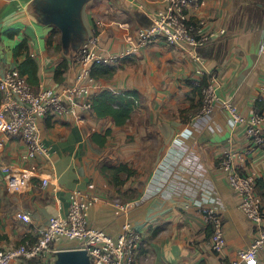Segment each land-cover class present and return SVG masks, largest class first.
Instances as JSON below:
<instances>
[{"label":"crops","instance_id":"obj_1","mask_svg":"<svg viewBox=\"0 0 264 264\" xmlns=\"http://www.w3.org/2000/svg\"><path fill=\"white\" fill-rule=\"evenodd\" d=\"M36 2L0 0V76L15 69L11 50L26 37L30 55L38 65L37 87L71 83L77 73L74 49L55 51L47 46L52 26L39 21ZM88 2L86 12V3L82 7V22L87 35L95 21L101 22L97 48L105 54L123 50L137 28L147 25L149 20L138 9L139 4L146 12L163 7L161 0ZM188 13L193 19L211 21L209 30L215 37L200 52L205 66L216 70L220 98L233 100L248 114L257 111L254 99L259 97V108L264 111V0H204ZM95 16L97 20L92 23ZM8 29H19V34L6 37L4 31ZM63 58L68 60V68L63 80L56 82L54 70ZM110 66L111 76L91 81V96L104 89L137 90L140 104L126 124L116 126L111 117L99 119L91 112L84 113L81 120L49 116L40 122L45 141L57 151L52 161L60 187V213L67 209L71 189H88L101 198L90 211L89 224L116 236L126 216L114 208L118 189L100 173L99 165L127 163L136 173L119 190L124 201L134 203L126 218L143 237L136 264H226L239 258L254 230L218 169V161L225 149L243 151L248 147L242 127L232 124L220 103L211 114L188 118L198 109V96L186 81L197 64L179 47L158 41ZM107 128L111 133L99 147L91 134ZM0 138L4 142L0 163L14 169L9 179L0 171V249H11L28 232L35 234V228L55 213L50 188L39 186V178L50 174L51 169L42 157L22 164L19 154L23 143L2 135ZM247 168L258 176L264 206V151L253 150ZM202 208H213L223 218L226 247L219 254L209 247L210 233ZM18 212L29 213L31 222L20 220ZM259 263L264 264L263 255Z\"/></svg>","mask_w":264,"mask_h":264},{"label":"built area","instance_id":"obj_2","mask_svg":"<svg viewBox=\"0 0 264 264\" xmlns=\"http://www.w3.org/2000/svg\"><path fill=\"white\" fill-rule=\"evenodd\" d=\"M161 1L163 7L154 12H146L144 5H138L149 22L137 28L135 35L128 39V45L120 52L105 54L97 48L102 24L95 21L91 33L74 50L73 61L77 73L71 83L36 88L16 69H10L0 76V135L23 143L24 149L19 154L22 162L28 163L42 157L50 163L51 173L39 178V186L50 188L55 212L43 226L35 228V234L28 232L15 247L0 249V264H16L21 258L43 262L51 258L54 262L57 252L64 249L59 247L62 241L75 242L73 249H84L91 264H136L143 237L141 231L126 218L135 206L133 202L118 198L114 201V208L126 216L116 236L89 224L90 211L101 198L88 189H71L67 194V209L60 213L61 201L57 194L60 187L52 161L57 151L45 141L40 122L49 116L81 120L92 105L90 85L93 64L111 65L158 41L181 48L197 64L188 79L200 86L202 102L188 118L211 114L220 103L232 124L240 125L243 129L248 147L243 151L223 150L218 169L238 197L239 209L252 224L254 235L249 245L240 251L239 258L226 264H260L259 257L264 256V206L260 194L256 192L258 176L248 170L247 161L253 150L264 151V111L244 114L233 100L220 98L216 70L205 66L206 61L200 52L215 37L214 31L209 30L211 21L193 19L188 13V9H198L204 0ZM3 146L0 138V156ZM0 171L9 179L14 169L0 163ZM201 212L209 228V247L219 254L226 247L223 218L213 208H202ZM16 216L25 223L31 222L27 212H18Z\"/></svg>","mask_w":264,"mask_h":264},{"label":"trees","instance_id":"obj_3","mask_svg":"<svg viewBox=\"0 0 264 264\" xmlns=\"http://www.w3.org/2000/svg\"><path fill=\"white\" fill-rule=\"evenodd\" d=\"M58 30L53 27L47 38L46 44L50 48H54L55 51L61 50V43L55 38ZM19 34V29H8L4 31V35L9 38ZM12 57L16 61L15 69L18 73L25 77L26 81L37 87L38 80V65L30 55L29 45L26 37L21 38L17 44H15L11 50ZM73 58V57H72ZM68 68V60L61 59L54 70L53 78L56 82L63 80L64 73ZM113 73V67L103 63H94L91 69V76L93 78H107ZM191 85L193 91L198 96V108L201 106V94L200 86L194 84L191 79L186 80ZM204 83V80H201ZM262 103L261 98H256L254 105L258 112L262 109L259 108ZM140 104V95L135 89H127L122 92H113L111 90L104 89L92 97V105L89 112L94 114L97 118L111 117L116 126H122L127 123L133 110ZM50 118V117H49ZM46 126H50L49 120L45 122ZM111 130L107 128L103 133L93 132L91 134L92 141L99 147L103 146ZM99 171L102 175L109 178L110 182L118 190L126 179L133 176L136 171L129 164L119 163H106L102 162L99 165ZM27 261L43 262L38 259H29Z\"/></svg>","mask_w":264,"mask_h":264},{"label":"water","instance_id":"obj_4","mask_svg":"<svg viewBox=\"0 0 264 264\" xmlns=\"http://www.w3.org/2000/svg\"><path fill=\"white\" fill-rule=\"evenodd\" d=\"M88 0H37L36 13L42 24L55 27L60 34L61 47L76 49L86 38L87 30L81 11ZM148 24V23H147ZM54 264H91L84 249H61Z\"/></svg>","mask_w":264,"mask_h":264},{"label":"rangeland","instance_id":"obj_5","mask_svg":"<svg viewBox=\"0 0 264 264\" xmlns=\"http://www.w3.org/2000/svg\"><path fill=\"white\" fill-rule=\"evenodd\" d=\"M89 3H90V2H88V3L86 2L85 6H84V11L88 8ZM86 11H87V10H86ZM86 11H85V12H86ZM95 20H97V17H96V16L92 19V23H94ZM52 28H53V26H52ZM55 38H56L57 40H59V38H60V34H59V32L56 34ZM47 119H50V118L48 117ZM8 140H12V139H8ZM19 161H20L22 164L27 163V162H22L20 159H19ZM256 192H257L258 194H260L259 191H258V187H257V186H256ZM118 194H119V196H118V197L115 196V197H116L115 199L118 198L119 200H123V193H122L121 190H118ZM16 244H18V242H15V243H14V245H16ZM75 246H76V243H75V242H68V241H62V242L60 243V245H59L60 248H64V247H66L67 249L72 248V247H75ZM16 264H54V262H53V260H52L51 258L48 260V262L27 261V260L21 258V259H19V260L17 261Z\"/></svg>","mask_w":264,"mask_h":264}]
</instances>
